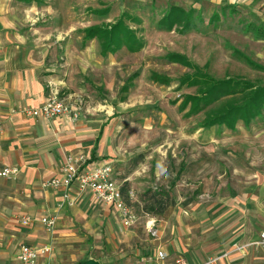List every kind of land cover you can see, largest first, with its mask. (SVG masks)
<instances>
[{
	"label": "rangeland",
	"instance_id": "rangeland-1",
	"mask_svg": "<svg viewBox=\"0 0 264 264\" xmlns=\"http://www.w3.org/2000/svg\"><path fill=\"white\" fill-rule=\"evenodd\" d=\"M184 1L42 0L38 12L14 0H0V4L12 13V27L29 28L28 21L41 12V26L53 22L55 39H70L73 51L65 58L61 51L66 41L55 45L57 59L64 58L58 60L59 64L67 63L65 68L59 66L65 73L61 76L66 85L62 91L75 93L73 101L84 103L96 115L106 113L118 118L121 142L132 153L126 168L143 169L138 177L150 186L147 191L169 193L172 209L180 199H214L219 202L224 223L218 229L235 222L248 223L252 232L258 233L264 230V109L261 117L247 125L238 121L234 129L205 126L206 111L192 114L184 104L182 94H194L195 88L180 86L179 80L195 67L213 78L236 76L264 84V40L247 30L250 21H260L243 6H235L230 12L217 7L213 12L216 19L210 20L211 6L204 3L201 10L189 8L194 24L188 31L182 32L181 24L171 30L158 27L159 19L172 4L189 11ZM118 20L141 42L137 51L121 46L114 53L102 54L96 38L82 40L84 27L110 28ZM171 55L181 56L193 67L186 66L182 58L170 59ZM153 75L165 78L166 83L153 80ZM144 190L141 184L136 191L144 198L133 203L136 213L146 200L155 206ZM238 246L236 243L231 248ZM99 252L76 251L82 258L98 257Z\"/></svg>",
	"mask_w": 264,
	"mask_h": 264
},
{
	"label": "crops",
	"instance_id": "crops-1",
	"mask_svg": "<svg viewBox=\"0 0 264 264\" xmlns=\"http://www.w3.org/2000/svg\"><path fill=\"white\" fill-rule=\"evenodd\" d=\"M14 1L33 6L38 12L42 0ZM204 3L210 4L212 13L217 7L230 12L235 6H243L259 23L264 22V0L184 1L188 10H201ZM172 5L185 10L181 5ZM41 16L39 12L32 17L29 28H15L12 13L0 4V169H19L14 177L0 176V264H21L18 250L23 244L39 251L48 249L39 253L34 264H76L77 258L78 264L89 259L99 264H162L156 257L158 250L167 252L170 258L182 256L187 264H203L209 259L213 260L210 264H264V251L258 244L264 230L252 232L248 223L236 222L218 229L224 223L219 202L214 199H180L172 209L169 193L154 199L155 192L150 191L148 199L160 200V205L146 200L140 213L134 212L133 203L144 200L136 193L139 185L143 184L144 192L150 186L138 177L143 169L126 168L132 153L121 142L117 117L96 115L82 102L77 121L63 115L48 120L26 117L16 111L40 107L52 91L71 104L77 96L62 91L66 88L61 78L65 73L59 68L67 63L58 62L73 51L71 41L55 39V23L41 26ZM65 41L61 51L64 58L57 59L55 45ZM67 153L84 154L90 164L104 160L112 165V177L120 185L132 215L130 224L116 209L96 202L89 191L72 188L65 199L62 187L45 186L50 178L60 176ZM133 195L135 198L130 199ZM204 204L208 206L202 207ZM23 216L30 218L28 225L20 223ZM43 216L55 218L52 230L41 223ZM236 243L246 247L236 252L231 248ZM85 244L88 247L83 249ZM83 250L100 252L98 257L82 258L76 251Z\"/></svg>",
	"mask_w": 264,
	"mask_h": 264
},
{
	"label": "trees",
	"instance_id": "trees-1",
	"mask_svg": "<svg viewBox=\"0 0 264 264\" xmlns=\"http://www.w3.org/2000/svg\"><path fill=\"white\" fill-rule=\"evenodd\" d=\"M197 16L199 14H196ZM193 11H185L182 8L171 5L168 7L165 14L159 19L158 27L171 30L173 27L181 24V31H188L194 24L192 17ZM216 13L210 16V20H215ZM199 20L202 17L198 16ZM247 30L250 31L256 39L264 40V22L247 24ZM84 40L96 38L99 42L100 51L102 54L114 53L121 46H125L127 50L134 52L141 46V42L135 39L133 33L118 20L110 28L104 25H92L84 28ZM175 56V57H174ZM179 61L182 58L179 55H171ZM183 59V58H182ZM184 60V59H183ZM249 65L256 64L244 58ZM173 62V61H172ZM186 66L193 67L187 60H184ZM259 68V67H257ZM261 69H264L261 67ZM132 76L131 78H133ZM153 80L165 82V78L156 77L153 75ZM179 85L186 87H194V94L184 93V104H188L192 114L200 111H206L207 121L205 126L224 125L226 128L234 129L235 124L241 121L244 125L249 124L253 119L262 116L264 109V84H257L247 79L225 76L224 78H213L207 72H203L193 67L192 73L184 75L179 80ZM125 85L122 89L126 91ZM187 102V103H186ZM208 111V112H207ZM150 194L146 191L144 195ZM153 198L167 197L168 193L159 191L152 195ZM155 205H160V200L154 201ZM169 204V202H168Z\"/></svg>",
	"mask_w": 264,
	"mask_h": 264
},
{
	"label": "built area",
	"instance_id": "built-area-1",
	"mask_svg": "<svg viewBox=\"0 0 264 264\" xmlns=\"http://www.w3.org/2000/svg\"><path fill=\"white\" fill-rule=\"evenodd\" d=\"M81 110L82 107L79 100L76 99L74 104L65 102L54 91L49 94L48 100L38 108L21 107L16 109L18 113L26 117H41L48 120L63 115L71 117L73 121L78 120ZM2 132L3 127L0 123V135ZM18 172L19 169L17 167L5 166L0 169V176L11 178L16 176ZM45 186L54 189L62 187L65 199H68V193L72 188H75L78 192L89 191L96 202L119 211L127 224L132 221V215L123 199L120 185L112 177V167L110 163L104 160H97L95 163L90 164L84 154L67 153L63 159L60 176L50 178L46 181ZM30 221L27 216H23L20 219L22 225H28ZM40 221L48 231L55 226V218L52 216H43ZM151 233L154 232L152 231ZM258 244L264 251V232L260 233ZM245 247L246 245H240L234 250L241 251ZM47 251V248L39 251L33 246L23 244L20 245L18 250V260L21 264H34L39 253ZM156 257L162 264H187V261L182 256L170 258L168 253L163 250H158ZM212 261V259H209L203 264H210Z\"/></svg>",
	"mask_w": 264,
	"mask_h": 264
},
{
	"label": "water",
	"instance_id": "water-1",
	"mask_svg": "<svg viewBox=\"0 0 264 264\" xmlns=\"http://www.w3.org/2000/svg\"><path fill=\"white\" fill-rule=\"evenodd\" d=\"M83 264H99V263L93 259H89V260L85 261Z\"/></svg>",
	"mask_w": 264,
	"mask_h": 264
}]
</instances>
